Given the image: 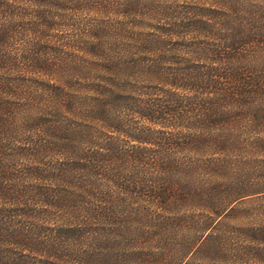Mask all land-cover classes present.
Masks as SVG:
<instances>
[{
	"label": "trees",
	"instance_id": "1",
	"mask_svg": "<svg viewBox=\"0 0 264 264\" xmlns=\"http://www.w3.org/2000/svg\"><path fill=\"white\" fill-rule=\"evenodd\" d=\"M105 1L0 0V264H264V0Z\"/></svg>",
	"mask_w": 264,
	"mask_h": 264
},
{
	"label": "rangeland",
	"instance_id": "2",
	"mask_svg": "<svg viewBox=\"0 0 264 264\" xmlns=\"http://www.w3.org/2000/svg\"><path fill=\"white\" fill-rule=\"evenodd\" d=\"M169 1L171 0H145L146 3L131 5L130 0H110V5L105 1V4H99L100 6L95 10L87 7L76 8L77 5L73 4L74 7L72 9L53 8L51 11L62 17L60 20L62 26L60 28L63 30L60 34L63 38L70 36V38L65 40L68 43L88 50L95 49L94 45L98 43V47L101 44L100 47L114 51L116 49L112 44L115 41L114 36L122 37L130 34V27L136 22H140L142 25H149L151 21L161 19L159 14L153 11L152 6L159 3L165 5ZM90 24L95 27L91 30V34L80 35ZM72 35L79 36L73 39ZM74 46H71V48ZM248 205L247 210L249 213L262 210L259 215L264 218V202L255 201Z\"/></svg>",
	"mask_w": 264,
	"mask_h": 264
}]
</instances>
